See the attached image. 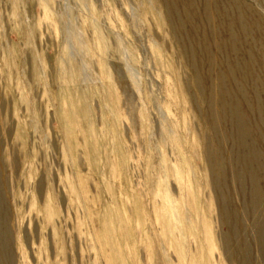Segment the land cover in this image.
Masks as SVG:
<instances>
[{
	"label": "rangeland",
	"instance_id": "rangeland-1",
	"mask_svg": "<svg viewBox=\"0 0 264 264\" xmlns=\"http://www.w3.org/2000/svg\"><path fill=\"white\" fill-rule=\"evenodd\" d=\"M0 264H264V0H0Z\"/></svg>",
	"mask_w": 264,
	"mask_h": 264
}]
</instances>
